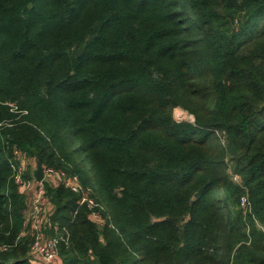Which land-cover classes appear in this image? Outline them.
<instances>
[{"label": "trees", "instance_id": "trees-1", "mask_svg": "<svg viewBox=\"0 0 264 264\" xmlns=\"http://www.w3.org/2000/svg\"><path fill=\"white\" fill-rule=\"evenodd\" d=\"M37 161L54 264H264V0H0V264Z\"/></svg>", "mask_w": 264, "mask_h": 264}, {"label": "built area", "instance_id": "built-area-1", "mask_svg": "<svg viewBox=\"0 0 264 264\" xmlns=\"http://www.w3.org/2000/svg\"><path fill=\"white\" fill-rule=\"evenodd\" d=\"M17 154V162H13L15 181L18 184H23L25 181L24 171L29 164H32L31 160L24 157L20 151H15ZM56 176L57 182L62 181L66 186L70 187L75 192H81L80 203H87L90 208L97 205L96 201L90 196L88 189L84 190L78 180L77 175L68 177L65 172L56 170L53 167L45 168V177L43 180L35 179L34 193L31 197V207L25 219V228L29 224H32L36 230L35 239L32 244V250L44 263H53L58 256V244L60 239L55 237H46L42 232L43 223L46 220V203L47 197L45 194V179ZM242 205L245 207L248 204L246 196L242 197ZM93 215L97 219H102L101 213L94 211ZM25 230L22 231L23 234Z\"/></svg>", "mask_w": 264, "mask_h": 264}, {"label": "rangeland", "instance_id": "rangeland-1", "mask_svg": "<svg viewBox=\"0 0 264 264\" xmlns=\"http://www.w3.org/2000/svg\"><path fill=\"white\" fill-rule=\"evenodd\" d=\"M174 116H175V118L177 119V120H190V121H193V115H191V114H189L187 111H185L184 109H182V108H180V107H177V108H175L174 109ZM33 170V166L31 165V164H29L28 166H27V168L25 169V171H24V175H25V172L26 171H29V172H31ZM25 177V176H24ZM36 183L35 182V180H33L32 179V182H31V184H30V186H31V189L33 190L32 191V193H34V184ZM29 186V187H30ZM28 187V188H29ZM27 188V189H28ZM31 197L32 196H30V197H28V203H29V207H31L30 205H31ZM35 254V253H34ZM37 257V256H36ZM35 262L37 263V264H47V263H44L41 259H39V258H36L35 259ZM49 264H54V263H49Z\"/></svg>", "mask_w": 264, "mask_h": 264}, {"label": "water", "instance_id": "water-1", "mask_svg": "<svg viewBox=\"0 0 264 264\" xmlns=\"http://www.w3.org/2000/svg\"><path fill=\"white\" fill-rule=\"evenodd\" d=\"M34 176L38 181L43 180L45 177V168L40 161H37Z\"/></svg>", "mask_w": 264, "mask_h": 264}, {"label": "crops", "instance_id": "crops-1", "mask_svg": "<svg viewBox=\"0 0 264 264\" xmlns=\"http://www.w3.org/2000/svg\"><path fill=\"white\" fill-rule=\"evenodd\" d=\"M32 166H33V164H32ZM57 177L56 176H54V177H50V179H52L53 181H55V182H57V179H56ZM34 184V183H33ZM35 185V184H34Z\"/></svg>", "mask_w": 264, "mask_h": 264}]
</instances>
